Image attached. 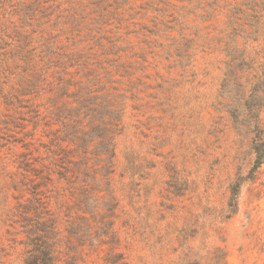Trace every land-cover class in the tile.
<instances>
[{
    "label": "rangeland",
    "instance_id": "rangeland-1",
    "mask_svg": "<svg viewBox=\"0 0 264 264\" xmlns=\"http://www.w3.org/2000/svg\"><path fill=\"white\" fill-rule=\"evenodd\" d=\"M254 148L264 0H0V264H264Z\"/></svg>",
    "mask_w": 264,
    "mask_h": 264
},
{
    "label": "trees",
    "instance_id": "trees-1",
    "mask_svg": "<svg viewBox=\"0 0 264 264\" xmlns=\"http://www.w3.org/2000/svg\"><path fill=\"white\" fill-rule=\"evenodd\" d=\"M253 153V167L257 169L264 164V151L259 150V148H254ZM29 211L32 210L25 207V212L28 213ZM52 247L49 243L48 233L43 225L28 230L26 239V264H54Z\"/></svg>",
    "mask_w": 264,
    "mask_h": 264
}]
</instances>
